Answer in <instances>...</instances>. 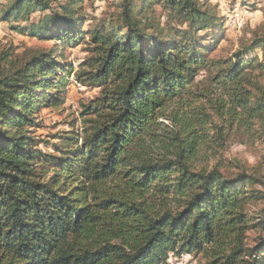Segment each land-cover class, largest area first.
I'll return each mask as SVG.
<instances>
[{"label": "trees", "instance_id": "obj_1", "mask_svg": "<svg viewBox=\"0 0 264 264\" xmlns=\"http://www.w3.org/2000/svg\"><path fill=\"white\" fill-rule=\"evenodd\" d=\"M221 22L207 0H0L9 32L52 43L0 50V264H264V168L222 160L231 135L264 137V34L206 58ZM79 46L74 82L98 95L43 152L36 114Z\"/></svg>", "mask_w": 264, "mask_h": 264}, {"label": "rangeland", "instance_id": "obj_2", "mask_svg": "<svg viewBox=\"0 0 264 264\" xmlns=\"http://www.w3.org/2000/svg\"><path fill=\"white\" fill-rule=\"evenodd\" d=\"M207 1L214 7L217 16L222 19V31L220 36H215L216 40L218 36L219 39L214 49L206 55V58L227 55L236 48L239 42H247L254 35L264 34V0ZM250 4H254L255 7H250ZM103 8L104 5H100V9L96 14H99ZM152 10H154L156 19H160L161 22L165 20L166 14L158 7H153ZM208 43L210 44V41ZM51 44L50 42L39 43L38 41L26 39L9 32L5 25L0 24V50L12 47L16 54L29 55L32 48L50 47ZM81 47L79 46L69 51V53L65 54V58L61 60L62 64H71L73 71L69 75V84L61 97L60 105L42 107L39 113L36 114L35 122H37V127L32 129L31 136L36 141L42 143L38 148L43 152L52 153L50 148H48L49 145L46 143L62 144L58 138L64 135L65 132L70 130L74 132L81 131L82 125L78 117V106L98 95L99 89L85 88L74 82L73 74L77 69V65L85 57V53L81 50ZM257 54L259 55L260 51ZM59 75L62 76L63 73H59ZM216 160L217 158H210L209 163L213 164ZM222 160L225 163H227L226 160H236L245 167H260L263 169L264 137L262 139H252L241 133L231 135L226 141V151L222 155ZM262 207L264 206L254 207L253 215L256 217L259 216V209ZM260 233L264 234V230L261 232L260 227L247 233L249 246H254L255 243L257 244V237ZM165 257V263L161 264H210L211 262L209 256L203 252H191L177 256L175 253L168 251Z\"/></svg>", "mask_w": 264, "mask_h": 264}]
</instances>
